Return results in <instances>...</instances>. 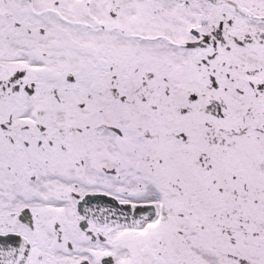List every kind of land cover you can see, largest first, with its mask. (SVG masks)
<instances>
[{
	"label": "snow or ice",
	"instance_id": "6c2138e0",
	"mask_svg": "<svg viewBox=\"0 0 264 264\" xmlns=\"http://www.w3.org/2000/svg\"><path fill=\"white\" fill-rule=\"evenodd\" d=\"M0 264H264V0H0Z\"/></svg>",
	"mask_w": 264,
	"mask_h": 264
}]
</instances>
